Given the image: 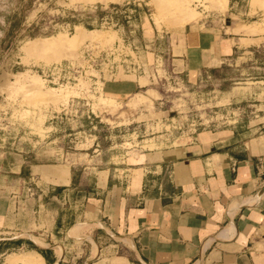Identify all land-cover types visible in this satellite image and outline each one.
<instances>
[{"label": "rangeland", "instance_id": "obj_1", "mask_svg": "<svg viewBox=\"0 0 264 264\" xmlns=\"http://www.w3.org/2000/svg\"><path fill=\"white\" fill-rule=\"evenodd\" d=\"M197 26L235 50L191 73L170 48ZM223 130L264 135V0H0V264H87L102 178Z\"/></svg>", "mask_w": 264, "mask_h": 264}, {"label": "crops", "instance_id": "obj_2", "mask_svg": "<svg viewBox=\"0 0 264 264\" xmlns=\"http://www.w3.org/2000/svg\"><path fill=\"white\" fill-rule=\"evenodd\" d=\"M170 50L193 73L235 49L233 37L197 26L186 28ZM259 155L264 135L242 140L224 130L139 151L124 161L121 179L102 178L103 195L89 199L95 201L87 203L85 225L95 224L94 235L69 236L90 244L87 264H264ZM57 256L52 264L64 260V252Z\"/></svg>", "mask_w": 264, "mask_h": 264}, {"label": "trees", "instance_id": "obj_3", "mask_svg": "<svg viewBox=\"0 0 264 264\" xmlns=\"http://www.w3.org/2000/svg\"><path fill=\"white\" fill-rule=\"evenodd\" d=\"M111 6H113V5H111ZM74 20L76 21V19H74ZM86 27L91 28L89 24H87ZM38 28H39L38 26L32 25V28H30L29 35H30V36H33V35L38 34V33H39V29H38ZM35 249H36L37 251L41 252V253L43 252V250L40 249V248H38V247H35ZM51 262H52V261H51Z\"/></svg>", "mask_w": 264, "mask_h": 264}, {"label": "bare ground", "instance_id": "obj_4", "mask_svg": "<svg viewBox=\"0 0 264 264\" xmlns=\"http://www.w3.org/2000/svg\"><path fill=\"white\" fill-rule=\"evenodd\" d=\"M40 39V38H39ZM39 39H37V40H39ZM34 48L35 49H37V47L34 45ZM94 223V222H93ZM88 224H91V223H88ZM78 236V235H77ZM119 238H121V237H119ZM125 239V238H124Z\"/></svg>", "mask_w": 264, "mask_h": 264}, {"label": "water", "instance_id": "obj_5", "mask_svg": "<svg viewBox=\"0 0 264 264\" xmlns=\"http://www.w3.org/2000/svg\"><path fill=\"white\" fill-rule=\"evenodd\" d=\"M264 192V187L261 189L260 193H263Z\"/></svg>", "mask_w": 264, "mask_h": 264}]
</instances>
